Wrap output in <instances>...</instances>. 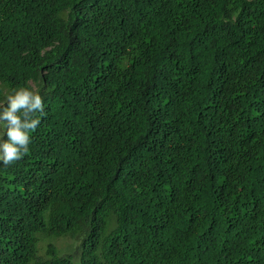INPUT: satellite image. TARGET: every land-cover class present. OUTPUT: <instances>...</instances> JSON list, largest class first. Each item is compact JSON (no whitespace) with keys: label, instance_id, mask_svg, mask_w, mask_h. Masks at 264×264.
Returning <instances> with one entry per match:
<instances>
[{"label":"trees","instance_id":"16d2710c","mask_svg":"<svg viewBox=\"0 0 264 264\" xmlns=\"http://www.w3.org/2000/svg\"><path fill=\"white\" fill-rule=\"evenodd\" d=\"M21 87L0 264H264V0H0Z\"/></svg>","mask_w":264,"mask_h":264},{"label":"clouds","instance_id":"9594fccd","mask_svg":"<svg viewBox=\"0 0 264 264\" xmlns=\"http://www.w3.org/2000/svg\"><path fill=\"white\" fill-rule=\"evenodd\" d=\"M44 107L41 96L24 87L0 102V164L11 165L29 152L30 132L46 115Z\"/></svg>","mask_w":264,"mask_h":264},{"label":"rangeland","instance_id":"374dc122","mask_svg":"<svg viewBox=\"0 0 264 264\" xmlns=\"http://www.w3.org/2000/svg\"><path fill=\"white\" fill-rule=\"evenodd\" d=\"M55 241H56V242H55ZM55 241H53V244H54L56 247H60V246H61V245H57V244H59V243H60V244H63V243H64V244H67V242H65V240H60V239H59V240H55ZM47 242H48V241H46V243H47ZM46 243H40L41 246H42V247H41V246L39 245V252H40V253H43L42 251L44 250V247H45V244H46ZM43 246H44V247H43Z\"/></svg>","mask_w":264,"mask_h":264}]
</instances>
